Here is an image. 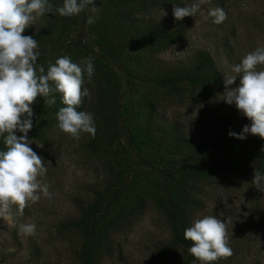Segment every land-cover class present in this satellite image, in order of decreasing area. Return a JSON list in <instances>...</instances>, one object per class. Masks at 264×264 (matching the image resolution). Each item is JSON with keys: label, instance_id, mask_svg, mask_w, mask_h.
<instances>
[{"label": "rangeland", "instance_id": "1", "mask_svg": "<svg viewBox=\"0 0 264 264\" xmlns=\"http://www.w3.org/2000/svg\"><path fill=\"white\" fill-rule=\"evenodd\" d=\"M198 2L95 0L99 11L93 13L91 6L81 11V18L69 27L67 37L58 35L59 17L47 18L51 12L25 29L22 34L38 42L40 56L36 63L44 66L45 74L49 61L55 63L57 58L67 56L77 64L92 58L95 71L90 80L85 73L83 85L89 95L82 99L77 110L91 113L100 98L99 102L107 103L112 121L102 118V111L96 113L94 137L84 132L73 137L58 127V121L44 141L28 136L32 142L29 146L43 157L47 168L38 181L47 184L52 195L48 198L40 193L37 202L29 201L23 215L19 214L17 206H12L10 218L0 216V264H81L78 255L81 235L70 222L80 218L81 207L90 206H93L90 216L96 225L111 224L107 227L112 233L113 247L112 251L92 253L89 264H186V249L171 236L168 193L165 194L162 185L151 184L152 174L162 179L158 171L166 163L157 161L150 168L143 162L147 153L142 142H137L140 147L137 149L130 140L133 134H138L133 128L141 124L140 112L145 101L153 99L157 106L153 123L161 117L175 122L180 131L203 142L216 138L221 143H209L196 154V164L202 165L205 172L213 170L214 174L201 177L197 181L200 185L190 189L201 203L200 208L188 205L191 226L204 216H216L225 223L233 254L222 258L219 264H264V181L259 189L252 183L254 168L263 165L260 172L264 174V164L255 160L260 152L258 145V149L248 142L241 146L240 139L228 135L230 130L241 133L243 126H250L251 121L234 103L229 105L224 101L223 83L225 76L237 75L232 68L246 54L264 47V0H204L195 16L175 20L174 5L183 7ZM217 7L227 14V19L220 24L214 23V18L208 15L209 10ZM70 17L64 16V19ZM88 17L95 22L89 25ZM135 18L153 19L168 26L182 23L184 30L180 37L159 51L150 52L142 49V42L133 45L129 42L127 32ZM94 27L110 31L106 44L110 47L97 44ZM70 39L77 41L76 45L66 48ZM201 49L210 54L221 74L220 81H206L199 72L203 79L198 84L183 79L176 84L177 91L169 94L152 80L157 71H192V55ZM134 53L143 56V64L138 65V69L134 66ZM257 70H264V65H258ZM238 86L239 77L228 87ZM113 90L115 94L110 100ZM128 105L133 106L135 114L121 111ZM114 108L122 112L118 119L112 116ZM258 137L248 134L246 140L255 139L254 144H261ZM92 138L94 144L91 145ZM178 151L172 155L178 156ZM126 158L128 164H125ZM231 161L247 167L227 168L226 164ZM174 174L179 172L175 170ZM123 177L126 181L120 180ZM168 187L171 191L177 185ZM114 193L116 201L108 204L107 200ZM117 212L119 218L115 220ZM22 224H35V234L25 235L20 230Z\"/></svg>", "mask_w": 264, "mask_h": 264}, {"label": "clouds", "instance_id": "2", "mask_svg": "<svg viewBox=\"0 0 264 264\" xmlns=\"http://www.w3.org/2000/svg\"><path fill=\"white\" fill-rule=\"evenodd\" d=\"M202 3L204 0L183 7L174 5L175 20L195 16ZM89 6L93 13L99 11L95 0H63V5L56 7L55 12L73 16ZM52 11L49 0H0V137L6 146V150H0V216L5 218L13 215L12 206H17L19 214L23 215L29 201L37 202L40 193L48 198L52 195L49 186L38 181V177L47 172L44 159L29 146L32 142L28 132L33 127L31 106L38 96L45 98L44 104L51 106L56 103L52 94H61L66 106L59 109L56 117L63 132L73 137H78L81 132L93 137L96 134L93 114L77 110L82 99L89 95L83 85L85 73L89 80L94 74L92 58L82 60L83 67L67 56L57 58L55 63L49 61L45 74L44 66L36 63L40 56L37 40L22 34L37 18ZM208 15L216 24L227 19V14L219 7L209 10ZM94 22L88 17L89 25ZM258 65H264V47L249 52L232 68L237 75L224 77V101L229 105L234 103L251 121V125H244L239 134L230 130V137L243 140L252 134L264 139V70H257ZM238 77L239 86L229 89ZM17 130L23 135L18 137ZM262 181L264 174L254 168L253 185L259 189ZM20 230L25 235H34L36 225L22 224ZM184 238L192 242L188 252L200 264H210L233 254L228 245L226 225L216 216L195 220L185 229Z\"/></svg>", "mask_w": 264, "mask_h": 264}, {"label": "trees", "instance_id": "3", "mask_svg": "<svg viewBox=\"0 0 264 264\" xmlns=\"http://www.w3.org/2000/svg\"><path fill=\"white\" fill-rule=\"evenodd\" d=\"M49 2H53V11L50 13L51 15L47 17L48 19L57 18L59 17V28H58V35L60 37H67L69 34V27L73 26L76 22L77 18H81L83 14L80 12L77 15L71 16L69 19L65 20L64 16L59 15L58 12H55V8L63 5V0H49ZM42 17L46 18L45 15ZM134 19V18H133ZM132 19V21H133ZM122 24V23H121ZM131 28L129 27V42L133 45L137 42L143 43L142 49H148L150 52H157L167 44H169L172 40L177 39L183 33V26L182 23L168 26L164 25L157 20L153 19H145L142 18H135L134 23H131ZM80 28V33L82 31V26ZM127 29V28H126ZM124 28V30H126ZM95 33L97 37V44H108V35L109 30L102 29V28H95ZM77 36H79V34ZM69 38H72L71 36ZM75 42L73 39L67 41L66 48H72L75 46ZM105 47H110L106 45ZM144 49V50H145ZM114 50V49H113ZM108 53L107 50H104ZM113 56V54H112ZM193 62L194 67L193 70L189 71H179V70H170L169 72H154L152 80L158 83L159 87L166 88L165 90L167 93L171 94L177 91L176 84L181 82L183 79H187L190 82L198 84L199 81L205 78V80H209L210 82L220 81L221 74L217 67L215 66L210 54L206 50H197L193 53ZM133 58L135 61L134 66L142 65V58L143 56L138 55L136 53L133 54ZM206 77L204 76L207 74ZM191 71V72H190ZM199 72L203 74V77H200ZM207 78V79H206ZM201 83V82H200ZM85 84V83H84ZM115 94V90L109 94L110 100H112ZM52 95L55 96L56 103L48 106L44 104L42 100L43 97L38 96L36 102L31 106L33 110V127L28 132V136L33 137L38 141H44L46 134L51 130V128L55 125L58 121L56 114L61 107H65L62 103L61 94L56 92ZM41 100L42 103H39ZM101 99L98 98L95 101V107H92L93 116L98 113L101 114L102 111L103 117L105 120L112 121L109 115V107L107 103H103L102 101L99 102ZM154 100V99H153ZM145 101L144 107L142 108L143 111L140 112V116H143L141 124L135 126L133 131H138V134H133L132 144L135 148H140L137 146V142L141 141L144 149L147 153L145 156V161L150 168L154 167V164L165 161V166L159 172L161 176L159 179L158 174H152V185H162L163 191L165 194L168 193V199L170 202V208L168 210V219L171 228V236L173 240L178 243L181 247L186 249L187 256L185 257V263L195 262V258L188 252V248L192 246V242L190 240H186L184 238V231L186 228L191 227V215L188 211V205H193V207H201V203L199 198L195 197L190 189H192L193 185H200L198 179L203 176H207L208 174H214L213 170L208 172L204 171V167L202 165L196 164L195 159L196 154L207 148L209 143H216L221 145L220 140L211 139L210 141L203 142L199 138L194 137L189 134H185V132L180 131L179 127L175 122H167L163 120L161 117L156 119V122L153 123L154 116H156V101L154 100ZM113 102L115 100L113 99ZM133 106H126L123 107L121 111L125 113H132L131 115L135 114L136 111L132 112ZM89 109V108H88ZM120 109L117 111L116 108L112 109V116L118 119L120 113H122ZM94 112V113H93ZM107 112V114L105 113ZM46 114V115H44ZM109 121H107L109 123ZM15 134L19 137L23 135L18 130ZM261 140V144H254L255 139H244L239 140L241 146H244L242 143L248 142L252 146L256 147L258 145L259 155L256 157V162L258 164L262 162L264 164V151H261L264 148V139L258 137ZM93 139V138H92ZM131 142V141H130ZM89 144H94V139L89 141ZM136 144V145H135ZM249 144V145H250ZM0 150H6V146L3 142V137H0ZM176 150H179L178 156H173L172 153ZM158 161V162H157ZM145 163V164H146ZM125 164H128L127 158L125 159ZM262 166L257 170L262 172ZM227 168L233 167H241L246 168L247 166L240 165L235 161H231L226 164ZM214 169V168H213ZM221 169V168H219ZM178 171L179 174L175 175L174 171ZM205 172V173H204ZM205 174V175H204ZM120 180H124V177ZM126 181V180H124ZM110 183V182H109ZM177 185L174 188L173 193L169 191L168 185ZM124 187L133 188L132 185H123ZM116 194L114 193L108 200L107 203L116 201ZM79 209V206H78ZM93 206L90 207H81L79 209V219L76 221L70 222L78 229L81 235V250L78 252L79 257L81 258V264H89L90 256L92 253H97V251L103 250H110L112 251L113 245L111 244L110 240L112 238V233L108 229L107 226H111L110 223L102 222L101 224L96 225L94 223L93 217L90 216V213H93ZM88 210V213L86 211ZM119 218L118 212L115 214V220ZM113 220V221H115ZM112 221V222H113ZM110 251V252H111ZM222 259V258H221ZM210 262V264H219L220 260Z\"/></svg>", "mask_w": 264, "mask_h": 264}]
</instances>
